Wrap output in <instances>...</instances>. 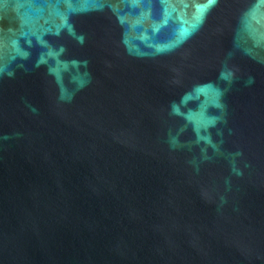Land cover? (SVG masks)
I'll list each match as a JSON object with an SVG mask.
<instances>
[{
    "label": "water",
    "instance_id": "1",
    "mask_svg": "<svg viewBox=\"0 0 264 264\" xmlns=\"http://www.w3.org/2000/svg\"><path fill=\"white\" fill-rule=\"evenodd\" d=\"M0 264H264V0H0Z\"/></svg>",
    "mask_w": 264,
    "mask_h": 264
},
{
    "label": "snow or ice",
    "instance_id": "2",
    "mask_svg": "<svg viewBox=\"0 0 264 264\" xmlns=\"http://www.w3.org/2000/svg\"><path fill=\"white\" fill-rule=\"evenodd\" d=\"M132 2L134 4H138L140 2V0H132ZM207 2H208V6H210L215 2V0H207Z\"/></svg>",
    "mask_w": 264,
    "mask_h": 264
}]
</instances>
